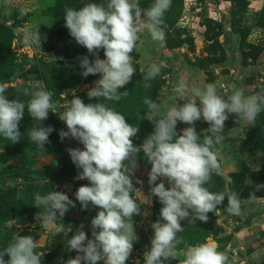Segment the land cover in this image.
I'll return each mask as SVG.
<instances>
[{"label":"rangeland","instance_id":"obj_1","mask_svg":"<svg viewBox=\"0 0 264 264\" xmlns=\"http://www.w3.org/2000/svg\"><path fill=\"white\" fill-rule=\"evenodd\" d=\"M88 2L106 5L108 0H0V84L6 86L9 100L27 103L29 97L22 95V89L39 84L54 93L57 115L72 99L74 91L86 104L97 102L95 98L88 99L87 91L100 76L83 77L79 59L95 57L70 36L63 18L66 8L79 9ZM153 3L154 0H139L142 9ZM21 10L27 14L21 15ZM164 20L163 44L153 41L146 28L138 33L137 49L130 54L136 74L121 89L128 91L127 97L105 101L125 115L128 123L139 124V132L132 138L137 147L154 131L153 123L147 120L144 98L174 103L173 90L182 78L193 87L214 83L224 98L230 94L231 85L242 88L245 95L264 93V0H172ZM37 29L42 37L41 46L25 45L23 33ZM98 55L105 58L102 49ZM162 61L166 66L161 73L145 80L150 66ZM138 113L145 120L140 122ZM56 114L50 112L43 122L45 127L54 128L50 142L45 145L46 151L38 150L27 138V130L35 123L27 108L19 122L21 139L12 143L0 136V249L12 241L15 233L31 235L37 241L36 251L44 253L42 264H66L69 258H74L78 253L67 248L66 239L80 225L91 239V220L99 211L91 204L82 209L76 201V190L89 181L76 179L81 170L73 164L67 149H83V145L71 137L61 140L59 132L67 131V127ZM187 126L178 122L177 132ZM208 127L202 119L195 123L198 134ZM226 129L238 130L239 135L227 138L224 134L225 140L217 145L223 172L214 174L207 187L213 192L238 193L245 215L227 214L225 199L223 206L208 213L207 222L181 221L184 231L177 235L183 243L178 247L182 250L186 244L207 242L225 253L229 264H264V187L259 186L264 185V112L257 116L254 126L232 114L225 122ZM136 162L132 179L141 193H134L133 198L141 204V214L134 215L133 220L139 240L134 242L126 264L136 261L144 264L143 254L150 248L154 233L151 224L160 218L163 206L150 192L151 164L142 151L137 154ZM136 180L143 183L136 184ZM164 183L167 188V181ZM52 190L64 192L76 205L58 222L64 225L60 233L54 227H41L35 220L40 209L32 206L35 193L45 195ZM253 193L256 199H250ZM69 228L72 230L66 237ZM4 259L7 261L9 257L5 255ZM165 264L179 262L173 259Z\"/></svg>","mask_w":264,"mask_h":264},{"label":"clouds","instance_id":"obj_2","mask_svg":"<svg viewBox=\"0 0 264 264\" xmlns=\"http://www.w3.org/2000/svg\"><path fill=\"white\" fill-rule=\"evenodd\" d=\"M171 2L154 0L148 9H142L139 0H108L106 5L88 2L79 9H65L64 26L70 36L95 57L94 60L88 56L79 58L83 77L100 76L87 91L88 99L95 98V103L86 104L74 91L72 99L57 115L58 106L52 99L54 93L45 87L37 84L31 89H22V95L29 97L25 103L19 99L9 100L6 86L0 84V136L5 140L16 143L21 139L19 122L27 108L35 122L27 130V138L38 150L46 151L45 145L54 131L52 126L43 124L50 112L67 127V131L59 132L61 140L71 137L83 145V149H67L71 161L81 170L76 179L89 181L76 190L75 197L82 209L91 204L99 211L91 220V239L82 230L83 225L66 239L67 248L78 253L66 264H97L99 261L126 264L129 260L134 242L139 240L133 217L141 214V204L133 194L141 191L134 186L132 176L137 167V154L141 151L151 164L148 173L150 192L163 205L160 218L151 224L154 233L150 248L143 254L144 264H165L173 259H178L179 264H229V257L207 242L186 244L179 249L183 240L177 234L184 231L181 221L207 222L208 213L223 206L225 199L227 214L245 215L238 193L213 192L207 185L214 174L223 172L217 145L225 140V122L235 114L237 119L254 126L257 116L264 112V93L245 95L242 88L231 85L230 94L224 98L218 94L214 83L203 88L193 87L182 78L173 90L174 103L144 98L147 120L153 123L154 131L139 147L132 139L139 132V124L128 123L125 115L105 103L120 101L129 94L121 89L136 74L134 58L130 54L137 49L139 31L146 28L153 41L164 43V15ZM26 14L21 10V15ZM38 29L23 33L25 45L41 46ZM101 49L104 59L98 55ZM165 66L163 61L153 63L144 79H154ZM137 119L145 120L139 113ZM201 119L209 127L198 134L195 123ZM178 122L188 125L179 133ZM158 179L161 182L157 183ZM164 180L169 185L167 188ZM135 183L143 182L136 180ZM250 199H256L254 193L250 194ZM32 206L40 209L35 220L41 227H54L60 233L64 231V225L58 222L63 221L70 207L76 205L64 192L52 190L45 195L35 193ZM71 230H67L66 237ZM37 247L33 236L15 233L12 241L0 249V264H42L44 253H38ZM5 255L9 257L7 261ZM136 264L140 262L136 261Z\"/></svg>","mask_w":264,"mask_h":264},{"label":"water","instance_id":"obj_3","mask_svg":"<svg viewBox=\"0 0 264 264\" xmlns=\"http://www.w3.org/2000/svg\"><path fill=\"white\" fill-rule=\"evenodd\" d=\"M239 135V131L237 130V131H235V132H229V133H227L226 134V137L227 138H234V137H236V136H238Z\"/></svg>","mask_w":264,"mask_h":264},{"label":"crops","instance_id":"obj_4","mask_svg":"<svg viewBox=\"0 0 264 264\" xmlns=\"http://www.w3.org/2000/svg\"><path fill=\"white\" fill-rule=\"evenodd\" d=\"M227 133H229V131L226 129V130L224 131V134L226 135Z\"/></svg>","mask_w":264,"mask_h":264},{"label":"trees","instance_id":"obj_5","mask_svg":"<svg viewBox=\"0 0 264 264\" xmlns=\"http://www.w3.org/2000/svg\"><path fill=\"white\" fill-rule=\"evenodd\" d=\"M232 140V139H231Z\"/></svg>","mask_w":264,"mask_h":264}]
</instances>
